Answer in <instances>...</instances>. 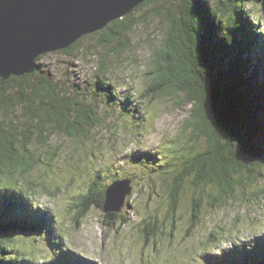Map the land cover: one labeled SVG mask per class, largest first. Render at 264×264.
Listing matches in <instances>:
<instances>
[{
    "label": "trees",
    "instance_id": "trees-1",
    "mask_svg": "<svg viewBox=\"0 0 264 264\" xmlns=\"http://www.w3.org/2000/svg\"><path fill=\"white\" fill-rule=\"evenodd\" d=\"M158 1L162 5L153 8V15L165 19L167 28L164 44L150 61L147 73L152 84L146 96L175 94L182 96V104H192L186 127L192 130L191 140L204 138V149L191 142L183 149L186 153L182 152L181 164L178 157V162L169 160L162 165L168 169L162 170L160 177L165 191L164 218L155 216L154 221H146L141 227L146 244L153 242L147 255L150 260L166 226L171 227L170 233L177 227L176 214L185 203L191 209L187 228L192 230L206 206H228L235 200L249 206L246 202L257 203L255 199L264 196V181L255 189L260 188L262 193L255 192L247 200L241 196L248 194L244 182L256 186L263 175L264 79L251 66L253 59L264 65V32L258 26L259 19L254 21L252 16V4L264 6V0H148L131 13ZM131 13L94 33L103 46L115 41L120 42L115 51L130 46L124 35L136 23ZM78 43L62 52L72 54ZM100 58L95 85L84 87L85 92L78 84L56 79L38 63L32 73L0 77V264H35V244L31 249L25 240L19 245L16 242L31 235L40 238L37 241L45 250L41 255L47 264H75L63 232L53 227L51 218L31 201L38 189L48 187L33 179L38 176V162L30 146L36 141L43 147L59 130L72 137L90 138L93 129L104 121L98 99L103 93L104 100L115 99L116 95L113 84L107 82L109 54L101 53ZM130 101L120 107L119 118L131 111ZM134 108L141 111L139 106ZM47 153L54 158L58 148ZM252 176L255 181H250ZM109 183L100 189L98 181L91 184L81 197L78 217L84 218L97 208L105 213L110 227L116 222L122 226L130 222L124 209L105 211ZM211 262L264 264L237 244L213 256Z\"/></svg>",
    "mask_w": 264,
    "mask_h": 264
},
{
    "label": "rangeland",
    "instance_id": "rangeland-1",
    "mask_svg": "<svg viewBox=\"0 0 264 264\" xmlns=\"http://www.w3.org/2000/svg\"><path fill=\"white\" fill-rule=\"evenodd\" d=\"M262 4H252V16L254 21L259 19L258 26L264 32ZM160 5L158 1L130 14L136 23L124 35L130 46L123 51H115L119 41L103 46L98 35L91 33L79 39L72 54L57 50L43 54L37 61L56 79L78 84L85 92L84 87L95 85L100 54L108 53L110 58L107 82L113 84L116 97L104 100V93L100 95L98 101L104 121L93 129L91 137H72L59 130L43 147L36 141L30 146L38 162L35 167L38 176L33 179L48 187V190L38 189L31 201L51 218L53 227L63 232L65 244L70 246L79 264H215L203 260L202 256L212 251L220 253L233 244L244 246L250 254L258 250V241H264V196L255 199L257 203L246 202L249 206L236 200L228 206H206L192 230L187 228L191 209L185 203L176 214L177 227L170 233L171 227L167 225L161 238L154 242L152 260L147 256L153 242L146 244L141 227L146 221H154L155 216L164 218L165 213L162 202L165 191L160 177L164 174L162 170L168 169L162 165L169 160L178 162V157L181 164L182 152L186 153L183 149L191 142H195L196 148L204 149V138L191 140L192 130L186 127L192 104H182V96L175 94L146 96L152 84L151 74L147 73L150 61L156 49L164 44L167 28V23H163L165 19L153 15V8ZM251 67L264 79V65L258 59L252 60ZM129 100L132 101L129 102L131 111L119 118L120 107ZM136 106L141 111L134 108ZM56 148L58 155L51 158L47 152ZM98 169L103 173H97ZM261 171L263 175L258 185L244 182L243 186L249 187L248 194L241 196L246 200L255 192L262 193L260 188L255 190L264 181V166ZM121 178L133 180L132 191L123 207L130 219L128 224L122 226L116 222L113 227L108 226L105 213L97 208L91 209L84 218L77 216L81 197L93 182L98 181L100 189L111 180ZM253 180L254 176L250 181ZM31 236L16 242L19 245L25 240L26 247L31 249L35 244L33 261L47 264L41 255L42 245L37 241L40 238Z\"/></svg>",
    "mask_w": 264,
    "mask_h": 264
},
{
    "label": "water",
    "instance_id": "water-1",
    "mask_svg": "<svg viewBox=\"0 0 264 264\" xmlns=\"http://www.w3.org/2000/svg\"><path fill=\"white\" fill-rule=\"evenodd\" d=\"M146 1L0 0V77L34 72L38 57L70 47ZM131 191V179L113 181L105 191V211H121Z\"/></svg>",
    "mask_w": 264,
    "mask_h": 264
},
{
    "label": "bare ground",
    "instance_id": "bare-ground-1",
    "mask_svg": "<svg viewBox=\"0 0 264 264\" xmlns=\"http://www.w3.org/2000/svg\"><path fill=\"white\" fill-rule=\"evenodd\" d=\"M99 125V124H98ZM91 190V189H90ZM86 197V196H85ZM242 249V248H241Z\"/></svg>",
    "mask_w": 264,
    "mask_h": 264
}]
</instances>
